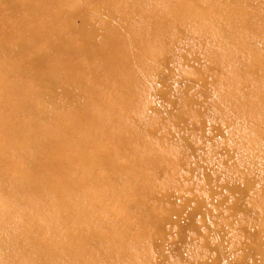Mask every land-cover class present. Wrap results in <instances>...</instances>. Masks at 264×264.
<instances>
[{
  "label": "rangeland",
  "instance_id": "obj_1",
  "mask_svg": "<svg viewBox=\"0 0 264 264\" xmlns=\"http://www.w3.org/2000/svg\"><path fill=\"white\" fill-rule=\"evenodd\" d=\"M104 1L108 8L101 5L103 8L98 7L99 0H0V137H4L1 133L3 122L12 116L18 103L17 97L24 93L29 95L31 108L19 112V119L26 123L22 132L30 129L31 121H35L38 126L36 136L24 149L10 148L0 158V169L9 175L7 177L10 180L15 179L14 177L21 179L17 180L21 182L19 187L10 185L11 183L7 191L0 187V216H7V221H0V230L6 234L5 240L0 242V264H39V259L34 258L36 248H51L56 244L68 248L75 247L76 263L84 261L87 255L97 253L112 259L120 255V258L127 260L123 264H134L130 261L133 257L137 264H205L217 258V254L210 252L209 248L217 247L220 243L234 263L235 260L241 259L245 261L244 264H264V209H261L259 218L253 221L252 218L246 219L232 213L227 207L218 205L208 197L210 192L203 173V157L207 152L209 157L212 156L209 147L213 142L221 140L224 128H209L208 139L205 136L200 139L196 134L199 127L196 116L208 105L202 97L200 81L210 72L207 62L212 60L209 54L199 47L203 42L210 43L209 38L205 39V35L210 34L205 31L198 37H193L196 27L190 26L187 32L191 35L188 39L182 40L179 37L176 49L171 46L168 50L161 40H154V29L150 26L141 27V12L146 7H140L139 0ZM144 1L148 3L145 13L151 17L158 14L163 16L166 6L172 7L167 10L169 13H177V9L187 10L190 6H194L199 12L204 10L200 0ZM252 1L258 5L257 2L263 0ZM247 2L248 0H233L238 7L242 5L245 9ZM199 14L203 15V12ZM81 17L88 20L84 30L79 26ZM201 18L206 22L211 20ZM137 32L144 35V40H140L139 45L128 40H133L132 37H127ZM86 33L93 35L92 41L90 37H87L89 40L85 38ZM119 38L123 39L119 41ZM14 41H23L25 47L16 50V47H11ZM2 42L4 46H1ZM147 45L150 51L147 58L153 62L148 67L142 65V72H137L142 80L133 87L138 92L133 93V102L131 96L122 93L123 87L118 85L119 75L112 71V60L108 63V75L106 74L107 58L111 59L115 50L122 47L123 56L133 58L132 66L134 70H138V63L145 57L140 56L136 60V50L139 46ZM259 49L264 50V42L259 44ZM65 51L68 52L64 53ZM154 51H158V54ZM36 52L40 53L46 60V67L50 68L56 67L64 57H68L67 71L75 73L67 76V80L72 81L67 84L70 93H74L72 104L62 95L54 100V104L47 102L41 92L39 93L41 85L47 82L48 78L46 67L31 66ZM159 58H167L170 61L157 66L155 61ZM71 62L74 64H70ZM56 68L64 70L58 66ZM162 71V80L158 84L154 74ZM248 78L252 83L264 84V69L249 75ZM74 81L80 82L81 85ZM249 81L244 80L246 83ZM57 82L63 85L59 78ZM100 97L109 107L107 116H113L102 127L105 130L101 135V148L109 153L108 158L104 165L93 162L96 148L93 144H88L83 149L90 160L88 165L83 161L82 166L79 162L70 160L68 155L71 152H65L61 143L73 149V142H76L77 137L82 136L84 131L72 135L63 134L60 138L56 134H49L48 128H57L59 123L65 125L67 122L79 121L80 114L87 108L92 112L97 109L95 101ZM153 108H156L155 114L149 119L147 115ZM40 110L45 111L44 117L33 114ZM180 113L187 116V123L183 122L177 127ZM155 118L158 122V134L167 135L168 130L174 132L175 128L179 136L195 134L194 143L200 145V148L192 156L185 155L189 164L183 165L184 152L178 141L167 138L160 141L158 136L149 135L153 129L151 123ZM116 128L118 133L122 131L119 128L124 130L123 135L130 141V145L133 140L130 135L145 133L149 136L146 143L156 150L157 155L149 159L138 146H133L132 151L120 149L122 145L114 142L122 136L114 132ZM48 135L51 136L45 139L44 155L41 154V158L36 159L38 164L44 162V165L34 168L27 157L28 152L39 146L42 137ZM13 139L14 137L7 140ZM58 147L65 155L66 162L56 174L51 164L52 156L48 153ZM217 155L222 153L217 152ZM44 167L47 170H44ZM83 168L87 171H83ZM120 172L124 173V176L117 175ZM105 174L112 176L111 179L102 181L101 178ZM23 175H29V178L23 179ZM232 175H235V181L240 178L239 172ZM173 177L175 179H171ZM215 177L218 181L221 178H218V175ZM124 181L148 186H151L149 181L155 182L158 191L160 188L165 190L169 187L174 191L176 207H181L184 200L192 199L189 203L192 210L196 207V197L209 199L205 206L207 215L204 217L203 214L195 213L190 216L188 211H184L177 221L167 223L163 227L164 239L161 244L156 245L153 238L159 233L148 219L146 209L149 208L152 213L164 214L171 205L168 201L162 202L156 197H151L147 199L143 209L145 215H141L139 202L131 199L130 192L125 188H122L124 197L118 202L119 191L117 194L116 188L120 189ZM79 183L88 186L89 190L97 188L102 195L103 191L108 193L106 198L100 196L95 202L94 209L102 217L99 223L92 217L80 225L64 218L60 221H46L44 217L48 213L52 218L65 214L62 210L64 202L71 195L77 199L74 189ZM63 186L66 193L59 195ZM217 188H223L221 180ZM222 194H226V189H222ZM124 198L129 199L132 210L122 205ZM215 200H218V197ZM261 202L264 205V199ZM75 206L83 211H91V204L86 198L80 203L76 202ZM240 225L243 228L242 233L239 232ZM220 226L223 231L221 235L211 231ZM107 233L117 237L118 241L115 242L120 247H113L112 244L108 246ZM15 235L16 238L12 246L6 249L4 258L2 244L10 241ZM82 240L87 247L84 255L80 254L82 247L78 246ZM33 241L37 244L36 248L29 245ZM258 241L262 244L259 245ZM61 253L63 252L57 253L60 260L56 264H70L68 255L61 258L60 256H64Z\"/></svg>",
  "mask_w": 264,
  "mask_h": 264
},
{
  "label": "bare ground",
  "instance_id": "obj_2",
  "mask_svg": "<svg viewBox=\"0 0 264 264\" xmlns=\"http://www.w3.org/2000/svg\"><path fill=\"white\" fill-rule=\"evenodd\" d=\"M200 1L202 2V4H200L202 9H204L200 12H203V15L199 14L200 12L194 8V6H190L187 10L177 9L176 11L175 9H172V11H176L177 13L167 12V10L172 7L166 6L164 8L163 16L158 14L157 16L153 15V17H151L147 16L145 13L148 3L146 4L144 0H139V4L141 3L140 7H146L145 10L141 12L143 18L141 20V27L150 26V28L154 29L152 32V35L156 34L154 40L156 38L161 40L163 46H165L168 50L171 49V46L176 49L179 44V37L182 40L188 39L191 35L187 32L190 26L196 27L193 37H198L205 31L210 34L205 35V39L209 38L210 43L203 42L199 47L200 50L202 49L206 51L212 60H208L207 62V67L210 68V72L200 81V89L202 90L203 95L202 97H204L208 105L206 109L199 112L196 116L195 120L199 125L196 134L200 139L204 136L208 139L209 132L207 131L209 128H212V126L213 129L220 127L224 128L221 140L213 142V144L209 147V153H211L212 156L209 157L207 152L203 157V173L206 177V183L209 186L208 189L210 192L208 197L212 199V201H215L218 205H224L231 210L232 213L245 217L246 219L252 218L253 221H256L260 216L261 209H264V205L261 202V200L264 199V84L252 83L248 76L258 70L262 71V69H264V50L259 49V44L264 42V0L257 2L258 5H256V3L252 0H248L247 9H245V6L242 5L238 7L236 3H233V0ZM100 5L107 7V3L104 0H99V4H97L98 7L103 8ZM201 17L206 18L207 20L209 18L211 20L206 22L203 21ZM80 19L81 22L79 26L81 27V30H84V26L88 24V20L84 17H81ZM92 36L93 35L91 34H85V38L88 39L90 37V41L93 40H91ZM127 37H132L133 40L127 39L135 41L136 44L141 42L140 40H144V35H142L141 32H137L133 36L127 35ZM122 39L119 38L118 40L120 41ZM1 46H4V42L1 43ZM11 47H16V50H20L25 47V44L23 41H14ZM147 47L148 45L146 47L139 46L136 50V60L137 58L139 59L140 56L145 57L141 63H138V70H134L132 66L134 63L133 58L123 56L124 52L122 47L115 50V54L111 59H108L109 57L107 58L106 74L108 75V63L112 60V71L115 72L116 75H119L118 85L123 87V95L131 96L133 102V93L138 94L133 87L137 86L136 84L142 80V78L138 76L137 72H142V65L144 67H148L149 64L153 62L150 58H147V55L150 54ZM141 49L143 50L139 53ZM186 49H188L187 46ZM66 52L68 51H65L64 53ZM154 52L158 54V51ZM34 56L35 58L33 63H31V66L46 67V60L40 56V53L36 52ZM165 61L169 62L170 60L167 58H159L155 62L157 66H162L165 64ZM172 61H174V59ZM68 63V57H64L57 65L60 69L64 70H57V66L51 68L49 66L46 67V76L48 81L41 85L39 93L41 92V95L45 97L47 102L54 104L56 103L54 100L60 97L59 95H62L69 104L73 103L72 97L74 93H70L71 90L67 85L68 82L72 81L67 80V76L75 73L67 71L69 70ZM70 64L74 63L71 62ZM163 71L156 72V74H154L158 84L162 80ZM58 78L63 85L57 82ZM244 80L250 81L246 83ZM74 82L81 85L78 81ZM17 99L18 103L14 107L12 116L3 122L4 126L1 129V133L4 137H0V158L3 157L5 155V151L10 148L24 149L27 146V143L31 141L38 132V126L35 121H31L29 130L22 132L26 123L24 120L19 119V112H21V110L29 109L31 102L29 95L26 93H24V95H19ZM95 106H97V109L94 112L87 108L84 113H81L79 121L67 122L64 123L65 125L59 123L57 128H48L49 134H56L60 136V138L63 137V134L72 135L79 131H84V134L77 137L76 142H73V149L61 143L65 152H71L70 155H68L70 160L79 162L82 166L83 161H85V165H88L90 160V157L86 155V150L83 149L85 145L93 144L95 146L96 156L93 159V162H98L100 165H104L106 163L109 154L105 149L101 148V135L105 130L102 127L108 123L113 116H107L109 107L106 106L101 97L96 99ZM155 111L156 108H153L147 117L149 119L153 117ZM33 114L44 117L45 111H35ZM186 117L187 116L183 113L179 114L177 127L183 122L187 123L185 119ZM151 125L153 129H151V133H149V135L158 136L160 141H163L164 138L178 141L181 144V150L184 152V155L182 156L184 161L183 165L186 166L189 164L190 162L185 159V155L189 154L192 156L193 153L196 150L198 151L200 148V145H196L194 143L195 134H184L183 136H179L177 128H175L174 132L173 130H168L167 135L161 133L158 134L159 129L157 128L158 122L156 118L152 121ZM117 130V128L114 129V132L118 133ZM119 130H122L118 133L122 136L114 142H118L122 145L120 149L132 151L133 146H138L140 147L141 152H144L149 159L157 155L156 150L146 143L149 141V136L145 133L137 132L130 135L131 138L133 137L132 145H130V141L123 135L124 130L122 128H119ZM186 132L188 131L186 130ZM7 135L8 137H6ZM49 136L51 135L42 137L40 145L28 152L27 157L34 168L44 165V162H40L38 164L36 159H40L41 154L44 155L43 149L46 145L45 139ZM113 136L114 134L112 133L111 137ZM13 137L14 139L12 141L7 140L8 138ZM72 139L73 138H71V140ZM217 152H221L222 155H217ZM48 155L52 156L51 164L57 174L59 169L63 167V164L66 162V157L59 147L49 152ZM47 164L49 163L47 162ZM220 165L223 167H220ZM44 170L47 169L44 167ZM83 171H87V169L83 168ZM238 172L240 173V178L235 181V175L232 174ZM123 174L124 173L120 172L117 175L121 176ZM215 175H218V178L221 177L220 180L222 181L223 188H217V184L220 180L218 181ZM7 176L9 175L0 169V187H3L5 191H7L10 183V185L14 186L20 185L21 182H17V180H21L20 178L14 177L15 179L10 180ZM111 177L112 176L105 174L101 180L106 181L111 179ZM22 178L27 179L29 178V175H23ZM56 178L59 179L57 176ZM241 178L243 179V182H241ZM57 179H55L56 182ZM171 179H175V177ZM91 180L92 178L90 181ZM31 181H33V176ZM149 183L151 186H148L147 184L139 185V183L134 184L132 182L128 183L127 181H124L120 189H116L117 194L119 191L118 202L124 197V190L122 188H125L127 192H130V198L139 202L141 215L144 214L143 209L146 206L148 198L150 199L151 197H156L162 202L168 201L170 203L171 207H168L164 214L155 212L152 213L149 208L146 209L149 214L148 219L159 233L158 236L153 238L156 245L161 244L164 239L163 227L167 223L177 221L178 216H180L184 211H188L190 216H193L196 213L203 214V216L206 217L207 211L205 210V206L209 202V199L196 197V207L192 210L190 209L189 204L192 202V199H186L182 203L181 207H176L174 205V191H172L171 188L167 187L165 190L160 188V191H158V187L155 182L149 181ZM82 186L85 187V189H82ZM222 189H226V194H222ZM64 192L66 193L65 186H63L62 190H60L59 195L64 194ZM74 192L77 199L74 195H71L66 199V202H64L62 207V210L65 211L64 215L61 214L56 218H52L50 213H48L44 219L46 221H60L64 218L67 221H74L80 225L85 223L84 221H89L92 217L95 222L99 223L102 217L98 211L94 209L95 202L97 199H100V196L101 198H103V196L106 198L108 193L103 191L102 195L97 188L89 190L88 186H84V184L81 183L75 185ZM217 197L218 200H215ZM84 198L89 200V203L91 204V211H83L76 208L75 203L82 202ZM128 200L129 199L124 198L122 205L132 210L129 206L130 203ZM0 221H7V216L1 215ZM242 229L243 228L240 225V233H242ZM255 229L259 231L256 226ZM211 231L218 233L219 235L223 233L221 226L218 227L217 230L211 229ZM106 237L108 246L112 244L113 247H120L115 242L118 241L117 237H113L110 233H107ZM5 238V232L0 230V242L5 240ZM15 238L16 235L13 236L10 241L2 244V253L4 258H6V249L12 246ZM159 240L161 241L158 242ZM258 243L259 245L264 243V239H262V243L260 241H258ZM29 245H32L35 248L37 247V244H35L34 241ZM78 246L83 248H81L80 254L83 253L84 255V252L87 251V247L84 245L83 240ZM74 248L75 247L68 248V246H60L57 244L51 248L38 247L34 253V258L39 259V264H56L60 260L59 255L57 254L59 251L63 252L61 255H64L60 256L61 258L68 255V261L70 264H123V262L127 261L126 259L120 258V255L118 258L115 257L112 259L104 255L94 253V255H87V258L84 261L76 263V252ZM99 251L102 252V250ZM209 251L215 252V254H217V258L207 261L205 264L245 263V261L241 259L235 260V263L233 260H230L228 255L224 252V248L221 243L217 247H210ZM130 261L137 264L134 257Z\"/></svg>",
  "mask_w": 264,
  "mask_h": 264
}]
</instances>
